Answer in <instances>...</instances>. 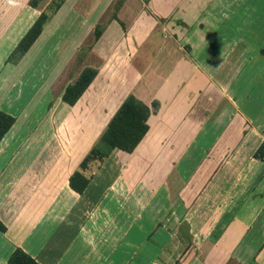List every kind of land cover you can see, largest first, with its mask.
Here are the masks:
<instances>
[{"label":"crops","instance_id":"1","mask_svg":"<svg viewBox=\"0 0 264 264\" xmlns=\"http://www.w3.org/2000/svg\"><path fill=\"white\" fill-rule=\"evenodd\" d=\"M124 3L127 31L109 24L96 43L117 60L112 79L124 87L106 124L132 95L151 111L149 130L132 153L113 150L100 168L87 171L89 182L82 194L68 185L81 159L72 166L57 158L55 170L49 167L42 176L30 173L34 159L26 167L19 152L27 148L7 142L11 129L7 131L0 139V222L5 227L0 232V264H7L15 248L38 264H226L229 256L236 263L264 264V160L253 158L264 143L260 130L255 132L252 116L239 109L242 102L235 100L228 80L213 76L211 60L201 65L183 50L163 44L157 50L163 41L161 18L152 7L153 13L139 12L134 0ZM145 38L148 47L139 45ZM222 62L219 76H224ZM156 102L161 107L154 111ZM155 121L157 134L171 136L157 147L158 171L149 180L157 184L156 190L133 189L125 173L107 175L116 159L141 160V145L150 141ZM46 147L36 146L38 153L51 155ZM149 198L172 200L171 206L152 209ZM169 210L175 216L172 225L181 226L179 234L165 219ZM58 226L62 233L74 229L69 243L63 245L58 241L62 234H53L51 229ZM197 247L217 248L223 258L201 255Z\"/></svg>","mask_w":264,"mask_h":264},{"label":"rangeland","instance_id":"2","mask_svg":"<svg viewBox=\"0 0 264 264\" xmlns=\"http://www.w3.org/2000/svg\"><path fill=\"white\" fill-rule=\"evenodd\" d=\"M29 1L0 0V111L13 118L7 142L19 144L20 149L25 146L27 150H21L19 158L27 162L26 167L33 158L30 173L36 171L42 176L49 167L55 170L57 158L67 159L72 166L77 164L106 126L124 87L123 82L112 79L114 71L111 69L117 60L113 54L108 55L109 50H100L101 46L96 43L109 24L114 23L115 29L125 32L129 20L124 11L125 0H35L34 8ZM134 1L140 4L139 12L141 8V11H150L152 7L157 18H161L158 25L162 27L160 38L163 41L155 46L157 50H162L163 44L170 50H183L201 65L211 60L213 76H217L218 81L228 80L235 100L242 102L239 109L243 107L245 115L252 116L254 131L260 130L259 139L264 140V0ZM129 9L136 13L135 7ZM41 13L49 17L48 22L31 48L19 57L14 49ZM117 16L125 18L126 22H121ZM141 44L150 45L147 38ZM221 61L224 76H219L217 68ZM87 68L96 72L95 78L73 106L64 104L62 91ZM115 74H118L117 69ZM157 105L153 103L152 110L155 111ZM165 121L168 124L169 120ZM158 124L156 122L154 130L152 128L150 141L147 138L141 145L140 161L116 159L106 174L113 177L125 173L133 189L141 186L156 190L157 184L149 180L158 171L155 166L157 147L171 141L170 135L157 134ZM28 144L36 145L31 149ZM42 144H46L47 149L51 147V155L44 156L45 151L38 153L36 146ZM8 155L5 151L4 157ZM98 165L101 164L93 163L88 174L101 167ZM171 201L149 198L148 204L154 209L171 206ZM170 214L171 210L165 216L168 226L179 234L181 226L172 225L171 219L175 216ZM51 230L56 237L62 234L58 241L63 245L70 242L71 233L74 235V229L66 230L67 233H62L59 226ZM197 253L215 255L217 260L223 258L213 247H197ZM235 260L229 256L226 264H242Z\"/></svg>","mask_w":264,"mask_h":264},{"label":"trees","instance_id":"3","mask_svg":"<svg viewBox=\"0 0 264 264\" xmlns=\"http://www.w3.org/2000/svg\"><path fill=\"white\" fill-rule=\"evenodd\" d=\"M29 5L34 8L36 6L35 0H30ZM48 19L49 17L45 13H41L21 37L14 53L19 57L23 56L38 39ZM95 75L96 72L93 69H84L72 84L64 88L61 101L68 106H73L85 92ZM150 112L148 106L132 95H128L81 160L78 169L70 175L68 179L69 188L78 194H82L89 182L86 172L90 166L93 163L103 162L113 150L132 153L149 130L147 120ZM12 124L13 118L0 112V139L7 133ZM253 158L260 161L264 160V143L255 151ZM0 232H5V227L1 222ZM7 264L38 263L20 248H15L9 255Z\"/></svg>","mask_w":264,"mask_h":264}]
</instances>
